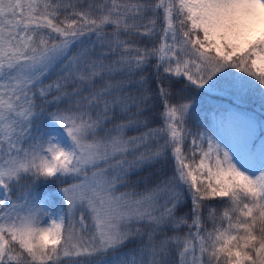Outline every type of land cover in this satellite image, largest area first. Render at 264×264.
Returning <instances> with one entry per match:
<instances>
[{"label": "snow or ice", "instance_id": "snow-or-ice-1", "mask_svg": "<svg viewBox=\"0 0 264 264\" xmlns=\"http://www.w3.org/2000/svg\"><path fill=\"white\" fill-rule=\"evenodd\" d=\"M214 90L264 97V0H0V264H264V140L194 129Z\"/></svg>", "mask_w": 264, "mask_h": 264}, {"label": "rangeland", "instance_id": "rangeland-1", "mask_svg": "<svg viewBox=\"0 0 264 264\" xmlns=\"http://www.w3.org/2000/svg\"><path fill=\"white\" fill-rule=\"evenodd\" d=\"M227 71L233 73L236 76L244 75L242 73H238L235 69H228ZM245 78L251 79L248 77ZM205 93L207 97H205L204 101L207 103H216L217 105L223 106L227 110L226 120L223 124V129L225 131H222V137H224V139H226L229 143H239L245 136L247 132V126L249 124H251V126L254 128V137H258V139H256V144L259 145L260 140H264V135L259 133L257 125L258 122L256 118L243 108L245 107V102L249 97L248 94L238 98L231 92L223 90H214ZM199 104L200 102L197 101V105ZM216 131L219 133L218 130Z\"/></svg>", "mask_w": 264, "mask_h": 264}, {"label": "trees", "instance_id": "trees-1", "mask_svg": "<svg viewBox=\"0 0 264 264\" xmlns=\"http://www.w3.org/2000/svg\"><path fill=\"white\" fill-rule=\"evenodd\" d=\"M247 94L249 95V97L245 102V107L243 108L256 118L258 122V129L262 134V126L264 123V97L260 96V91L258 90H253ZM205 97H207L206 93H203L197 98V101H199L200 104L196 106L194 118L195 122L191 126L195 129V127L198 125L200 126L201 131H208L210 128L218 130L219 136H217V139H219L222 136V131H225L223 129V124L226 120L227 110L223 106L217 105L216 103H207L206 101H204ZM156 108L157 118L154 120L153 126L158 125L160 123L159 111L162 110V105L157 104ZM212 134L213 133L209 131V135ZM185 151H187V145L185 146ZM140 175H148L147 170H145ZM137 179L138 176L134 174L132 176V181H135ZM44 188L45 186L41 185L37 188V191L42 192L44 191ZM208 227H210V225H208Z\"/></svg>", "mask_w": 264, "mask_h": 264}]
</instances>
